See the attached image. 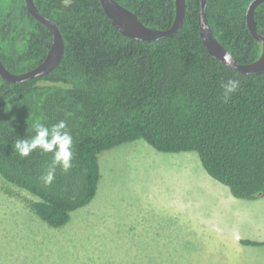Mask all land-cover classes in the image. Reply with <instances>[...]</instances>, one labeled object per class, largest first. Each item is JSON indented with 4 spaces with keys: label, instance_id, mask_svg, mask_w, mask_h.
Listing matches in <instances>:
<instances>
[{
    "label": "trees",
    "instance_id": "16d2710c",
    "mask_svg": "<svg viewBox=\"0 0 264 264\" xmlns=\"http://www.w3.org/2000/svg\"><path fill=\"white\" fill-rule=\"evenodd\" d=\"M146 26L169 28L175 0H115ZM252 0H208L207 19L219 43L239 64L261 52L246 26ZM65 41L53 72L20 83L0 77V175L35 198L33 213L51 228L88 205L100 178L103 151L143 140L161 153L194 152L204 171L240 200L264 197V73L241 74L211 57L198 29L199 0H187L182 29L153 42L123 36L99 0H34ZM264 35V2L255 10ZM49 30L27 11L24 0H0V60L12 73L37 67L51 44ZM240 81L222 102L220 84ZM64 120L73 138L72 168L40 176L52 153L21 157L17 139L35 135L34 124ZM244 246L264 242L242 240Z\"/></svg>",
    "mask_w": 264,
    "mask_h": 264
},
{
    "label": "rangeland",
    "instance_id": "374dc122",
    "mask_svg": "<svg viewBox=\"0 0 264 264\" xmlns=\"http://www.w3.org/2000/svg\"><path fill=\"white\" fill-rule=\"evenodd\" d=\"M98 164L95 197L60 228L0 175V264H264V247L240 242L264 237V197L227 198L196 153L136 140Z\"/></svg>",
    "mask_w": 264,
    "mask_h": 264
},
{
    "label": "water",
    "instance_id": "95a60500",
    "mask_svg": "<svg viewBox=\"0 0 264 264\" xmlns=\"http://www.w3.org/2000/svg\"><path fill=\"white\" fill-rule=\"evenodd\" d=\"M99 2L112 25L123 36L133 40L153 42L170 38L176 35L185 23L187 0H175L174 21L167 29H154L144 25L133 12L115 0H99ZM207 2L208 0H199L198 29L208 54L238 73H264V35L258 31L255 23V10L264 0H252L246 9L245 22L247 29L252 37L261 45L259 57L249 64L237 63L232 55L216 39L207 19ZM24 3L28 13L49 30L52 39L45 58L37 67L28 72L21 74L12 73L0 60V77L9 83L25 82L53 72L61 64L65 53V41L58 26L38 11L34 0H24Z\"/></svg>",
    "mask_w": 264,
    "mask_h": 264
},
{
    "label": "clouds",
    "instance_id": "9594fccd",
    "mask_svg": "<svg viewBox=\"0 0 264 264\" xmlns=\"http://www.w3.org/2000/svg\"><path fill=\"white\" fill-rule=\"evenodd\" d=\"M222 89V102L227 103L231 96L240 88V81L237 79H228L220 84ZM35 135L29 139H17L14 147L21 157H28L36 149H40L43 153H52V162L44 173L40 176V180L46 185H51L55 179V171L59 166L64 172L72 168V145L73 138L66 131V122L60 120L51 127L43 123L34 124Z\"/></svg>",
    "mask_w": 264,
    "mask_h": 264
},
{
    "label": "crops",
    "instance_id": "0c3cea01",
    "mask_svg": "<svg viewBox=\"0 0 264 264\" xmlns=\"http://www.w3.org/2000/svg\"><path fill=\"white\" fill-rule=\"evenodd\" d=\"M208 175V174H207ZM209 176V175H208ZM210 177V176H209ZM230 195V196H229ZM226 194L227 198L229 197V199L233 200L232 198H234L231 194ZM232 197V198H231ZM236 199V198H234ZM255 217H253V221H254ZM244 237V236H243ZM244 240H249V241H253V242H264V237L262 238H258L257 240H252V239H244ZM239 241V240H238ZM241 242V241H240ZM251 247H254V246H251ZM261 247H264V246H261ZM259 248V247H258Z\"/></svg>",
    "mask_w": 264,
    "mask_h": 264
}]
</instances>
